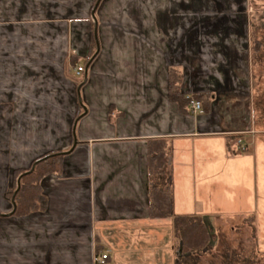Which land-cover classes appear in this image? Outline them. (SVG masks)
<instances>
[{
    "label": "crops",
    "instance_id": "obj_1",
    "mask_svg": "<svg viewBox=\"0 0 264 264\" xmlns=\"http://www.w3.org/2000/svg\"><path fill=\"white\" fill-rule=\"evenodd\" d=\"M250 3L0 0V264H95L100 252L112 264H181L172 216L149 215L152 139L169 145L173 215L230 190L255 204L240 193L264 181V45L253 54ZM48 151L62 166L41 181L46 206L14 214V170Z\"/></svg>",
    "mask_w": 264,
    "mask_h": 264
},
{
    "label": "trees",
    "instance_id": "obj_2",
    "mask_svg": "<svg viewBox=\"0 0 264 264\" xmlns=\"http://www.w3.org/2000/svg\"><path fill=\"white\" fill-rule=\"evenodd\" d=\"M261 16L264 20V10ZM253 48L254 51L259 48V41L254 42ZM179 80L180 76L177 71L170 69L169 86L173 97ZM178 95L185 102L189 111L190 99L179 92ZM261 105L260 101L254 103V107L257 109ZM169 150V145L164 139L148 140V173L151 179H156L155 184H152L148 191L149 215L154 218L172 216L173 233L180 244L179 260L181 264H200L201 258L210 249L213 234L211 227L199 215L172 214L171 187L167 182L163 184L164 177L168 176ZM61 166L62 152L48 151L36 158L27 169L14 170L11 187L6 192V197L12 201L13 213L23 215L44 208L47 200L42 191L41 181L50 173L60 172ZM247 219L250 224L253 222L251 216ZM252 231L254 238V226ZM221 255L220 264H264V250L259 254L253 249L249 255L237 256L235 248L228 247Z\"/></svg>",
    "mask_w": 264,
    "mask_h": 264
},
{
    "label": "rangeland",
    "instance_id": "obj_3",
    "mask_svg": "<svg viewBox=\"0 0 264 264\" xmlns=\"http://www.w3.org/2000/svg\"><path fill=\"white\" fill-rule=\"evenodd\" d=\"M251 2V22L252 32L254 33L253 45L256 39L261 41V44L264 45V20L261 16L262 11L264 10V0H251ZM255 51L253 50L254 55L257 53L256 49ZM254 69L256 70L254 71V74H256L254 85L256 89H258L254 102L256 103V101H260V103H262V105L258 108V113L260 112V109H262V113H264V68L262 69V67L254 66ZM259 69H262V77L257 74V70ZM261 94H263V97ZM261 98H263L262 101L259 100ZM222 184L224 186L237 185L236 182L222 181L216 183V189H219V186H222ZM252 185L253 186L251 188L248 186L246 189L245 186H242L240 193H252V198L249 197L246 199L248 201L255 202V204L245 205L241 199L233 198V194H235V192L230 190L229 193L231 192V196H229L231 199L227 198L228 194L227 191H225V197H215L214 204H212L213 206L206 205L205 202H209L208 204H210L211 201L205 198L206 201L203 202L205 205H202V202H200L196 207L198 212H195L194 214L199 215L203 220L208 222L213 234V238L210 241V249H208L207 253L201 258L200 264H220L222 259L221 254L224 249L228 247L235 248L237 256L249 255L253 249H255L259 254L262 250H264V181L259 180L257 182H253ZM255 191L257 192V195H255ZM228 210L231 211L228 212ZM249 216L254 218L251 223L255 230L254 238L252 237L253 226L249 223L247 218H243ZM175 238L176 237L174 236V239ZM175 243L176 244L174 246L177 248V246H179V240L176 239Z\"/></svg>",
    "mask_w": 264,
    "mask_h": 264
},
{
    "label": "built area",
    "instance_id": "obj_4",
    "mask_svg": "<svg viewBox=\"0 0 264 264\" xmlns=\"http://www.w3.org/2000/svg\"><path fill=\"white\" fill-rule=\"evenodd\" d=\"M83 70L84 68L82 65H76L74 68V73L76 76H78L81 74ZM187 97L190 99L189 111L191 113H202L203 108H202L201 101L191 96H187ZM94 263L95 264H112V262L109 261V255L106 252H100V253L95 254Z\"/></svg>",
    "mask_w": 264,
    "mask_h": 264
}]
</instances>
